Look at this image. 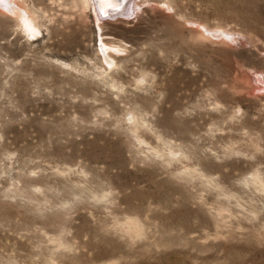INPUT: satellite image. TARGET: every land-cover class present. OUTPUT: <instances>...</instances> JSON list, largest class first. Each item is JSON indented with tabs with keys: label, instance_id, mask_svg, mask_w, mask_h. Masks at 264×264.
<instances>
[{
	"label": "rangeland",
	"instance_id": "obj_1",
	"mask_svg": "<svg viewBox=\"0 0 264 264\" xmlns=\"http://www.w3.org/2000/svg\"><path fill=\"white\" fill-rule=\"evenodd\" d=\"M0 264H264V0H4Z\"/></svg>",
	"mask_w": 264,
	"mask_h": 264
},
{
	"label": "snow or ice",
	"instance_id": "obj_2",
	"mask_svg": "<svg viewBox=\"0 0 264 264\" xmlns=\"http://www.w3.org/2000/svg\"><path fill=\"white\" fill-rule=\"evenodd\" d=\"M4 0H0V4H2ZM100 3L101 9H112L116 10L120 7L122 0H98Z\"/></svg>",
	"mask_w": 264,
	"mask_h": 264
},
{
	"label": "water",
	"instance_id": "obj_3",
	"mask_svg": "<svg viewBox=\"0 0 264 264\" xmlns=\"http://www.w3.org/2000/svg\"><path fill=\"white\" fill-rule=\"evenodd\" d=\"M96 1L98 2V0H96ZM124 1H125V0H122L121 3H124ZM98 4H99V7H101L99 2H98ZM119 8H120V7H119ZM107 10H108V9H104V11H107Z\"/></svg>",
	"mask_w": 264,
	"mask_h": 264
}]
</instances>
